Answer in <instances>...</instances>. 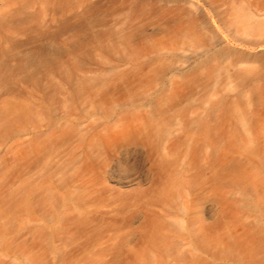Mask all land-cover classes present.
Masks as SVG:
<instances>
[{
	"label": "rangeland",
	"instance_id": "obj_1",
	"mask_svg": "<svg viewBox=\"0 0 264 264\" xmlns=\"http://www.w3.org/2000/svg\"><path fill=\"white\" fill-rule=\"evenodd\" d=\"M0 264H264V0H0Z\"/></svg>",
	"mask_w": 264,
	"mask_h": 264
}]
</instances>
